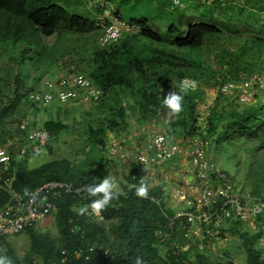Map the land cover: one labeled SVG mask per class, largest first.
<instances>
[{
    "label": "trees",
    "instance_id": "trees-1",
    "mask_svg": "<svg viewBox=\"0 0 264 264\" xmlns=\"http://www.w3.org/2000/svg\"><path fill=\"white\" fill-rule=\"evenodd\" d=\"M112 1L116 13L125 19L118 8L121 1ZM216 8L220 9L219 13H215ZM197 11L189 17L180 14L187 19L185 27L171 22L165 31L153 28L147 16H132L128 21L136 23L138 31L92 50L86 45L82 50L88 55L83 57L79 56L80 52L73 53L71 47L60 44L59 38L63 33L94 31L96 19L68 9L58 0H0V146L5 144L11 154L12 174L10 186L0 184V211L15 195L25 196L26 191L47 181L63 180L74 186L91 183L94 178L98 182L107 174L104 155L108 154L109 135L118 138L121 149L130 148L125 133H131L138 140L141 134L157 129L169 131L181 143L200 134L209 141L208 146L213 145L219 152L230 144L249 143L246 149L247 178H251L248 193L264 199V98L259 92L264 77L257 71L264 65V0H204L201 10ZM52 35L57 42L48 43L47 38ZM254 48H259L258 54L263 57L246 61L247 51ZM81 62H87L89 77L104 92L99 101L82 102L88 112L81 144L85 157L78 164L64 157L26 168L29 156L45 147L52 151L50 141L58 139L67 128L61 120H47L40 127L49 131V140L39 151L32 149L28 133L37 125L29 112L20 119L17 115L22 103L33 106L39 103L28 96L31 88L27 83L51 73V66L58 63L67 70L62 74L68 75ZM210 70L215 72L213 76L208 75ZM31 71L35 72L32 76ZM253 75L258 78L253 83L256 92L251 102H240L236 88L229 94L220 91L226 81L237 85ZM186 76L195 78L200 86L188 89L183 111L179 116L169 117L162 106L164 95L173 90L172 81L177 85L175 90L180 92L179 84ZM202 84L218 88L219 94L201 110ZM110 91L115 97L112 105L107 102ZM24 118L30 119L26 128L21 127ZM110 156L117 160L113 165L122 176L119 187L124 195L101 212L102 219L96 215H77L74 209L90 202L84 190L81 195L63 191L52 196L54 207L50 214L55 217L57 233L41 232L37 223L24 229L31 239L30 251L21 257L13 255L14 264H52L60 259L62 249L76 248L83 249V255L64 264H112L109 256L117 253L118 264H129L137 254L146 264H214L206 252L218 243L200 248L198 238L187 239L180 230L168 226L165 213L173 212L161 204V188L149 185L151 169L136 161L123 163L117 156ZM174 159L178 157L168 161L172 164L177 161ZM93 162L98 165L94 166ZM141 178L149 185L147 199L137 197L135 188H129L138 186ZM262 220L259 216L255 222L260 224ZM240 223L248 225L235 218L219 229L220 234L241 239L245 248L244 264H264V247L251 236L262 238L261 233L253 229L254 233H250ZM159 230L165 232L164 238L157 234ZM5 236L9 235H0V239ZM186 241L190 245L184 249ZM6 245V253L13 254L10 244Z\"/></svg>",
    "mask_w": 264,
    "mask_h": 264
},
{
    "label": "built area",
    "instance_id": "built-area-1",
    "mask_svg": "<svg viewBox=\"0 0 264 264\" xmlns=\"http://www.w3.org/2000/svg\"><path fill=\"white\" fill-rule=\"evenodd\" d=\"M170 1L172 6L182 5V0ZM89 6L96 14L95 25L100 31L97 39L99 46L115 43L126 33H133L139 29L136 23L122 19L116 13L112 0H89ZM256 78L258 77L253 75L243 81L240 86L232 81H226L220 86V91L229 94L236 88L238 100L247 103L254 98L256 91L253 83ZM181 83L191 90L198 88V81L191 77L185 80L181 79ZM259 88V90L264 88V82H260ZM103 96V90L83 73L49 81L47 90L30 94L31 98L41 103L99 101ZM29 123L30 119L24 118L21 121V127L26 128ZM49 138L50 133L46 129L39 126H32L29 129L28 140L35 151H39ZM171 139L169 133L159 131L151 136L146 151H135L131 148L121 149L116 140L109 142L107 149L111 155L117 156L123 163L136 161L151 170L160 162L168 161L175 156L191 158L192 176H183V189L178 194L185 209L170 215L165 213V218L168 226L180 230L185 238H198L200 248L204 245L227 242L230 238L227 234L225 236L220 234L219 229L224 228L226 223H231L235 218L250 225L253 231L260 232L264 240V199L249 193L241 194L238 191L234 178L208 159L209 141L200 134L186 138L187 142L181 144L172 143ZM24 151L25 149L22 148L21 152ZM10 167L11 154L6 145L0 146V184L11 185ZM63 191L73 196L81 195L83 187L74 186L68 181L52 180L31 189L25 196L15 195L14 199L0 211V235L17 234L38 223L53 210L54 204L51 197L58 196ZM151 199L159 202L155 197H151ZM96 216L102 219L101 214ZM259 216H262L263 220L257 224L255 219ZM157 234L165 237V232L162 230L157 231ZM189 245L190 242L186 241L183 248L186 249ZM105 252L107 253L109 250L106 249ZM83 253L81 248L70 251L62 249L60 259L52 264L71 262L73 258H79Z\"/></svg>",
    "mask_w": 264,
    "mask_h": 264
},
{
    "label": "rangeland",
    "instance_id": "rangeland-1",
    "mask_svg": "<svg viewBox=\"0 0 264 264\" xmlns=\"http://www.w3.org/2000/svg\"><path fill=\"white\" fill-rule=\"evenodd\" d=\"M121 1V6H118L120 12L122 11L123 16L126 20H128L132 16L137 15H144L147 16L151 26L154 28L155 26L158 27L161 31H165L166 27L171 23L175 22L182 27L186 26L187 19L182 18L180 13L184 12V14H189L191 16L192 12L197 10H201L202 6L204 5V0H195L193 3L191 2L189 6L186 7L188 1L186 0L183 3V6H172L169 0H118ZM210 1V0H207ZM58 2L70 10H74L81 14L82 16L88 19H96L95 12L89 6V0H58ZM197 4V7H196ZM132 7V8H131ZM220 9L216 8L215 13H219ZM96 21V20H95ZM100 31L97 28L88 33H63L62 36L59 38V43L63 44L64 46H69L72 48V52H80L79 56L87 57L88 53H85L82 48L87 45L89 50H92L93 47L99 46L97 43V39L99 37ZM49 42H57L55 36H49L47 38ZM259 48H254L248 50V54L245 57V60L249 62V59L257 60L259 58L258 54ZM263 57V56H262ZM71 69L75 67L70 66ZM88 65L87 62H81L80 67L77 70H74V74L76 73H83L87 77L88 75ZM260 70H257L261 77H264V65L260 66ZM76 71V72H75ZM212 70L208 71V75L213 76L215 72H211ZM248 72V70H244ZM51 73H44L41 78L32 82H28L27 85L35 88L36 90H42L44 88L43 80L44 77H52V74L63 75L62 73H67V70L63 69L61 63L57 65H53L50 68ZM72 72V73H73ZM244 72V73H245ZM34 71H31V76L34 74ZM73 74V75H74ZM57 76V75H54ZM90 78V77H89ZM190 77L186 76L183 77L182 80L189 79ZM193 78V77H191ZM250 78V77H249ZM195 79V78H194ZM92 80V79H91ZM246 80V79H245ZM243 80V81H245ZM242 81V82H243ZM94 83V81L92 80ZM242 82L238 83V86L242 84ZM95 84V83H94ZM96 85V84H95ZM198 86L200 84L198 83ZM201 88V87H200ZM203 96L202 102L200 104L201 110L207 106V104L212 103L218 93V88L207 87L206 85L202 84ZM263 91V92H262ZM259 90L261 96L264 98V90ZM108 105H112V101L115 99L113 92H108ZM254 98L249 100V102L253 101ZM98 103V102H96ZM57 104V105H55ZM115 105V103H113ZM58 108V109H57ZM30 113L33 117V122L35 125L43 127L44 123L54 118L56 120H61L66 126V129H63L60 133V137L50 141L52 146V151L49 150L47 147L42 149L38 154L31 155L28 157L27 162L25 163V167H35L40 165L43 162L54 158H64L67 157L72 161H75L74 164H78L79 160H83L84 152L81 149V144L84 142V135H85V122L87 120L86 116H88V112L86 110V105L82 102H65V103H43V104H34L31 105L28 103H22L21 106L17 110V115L19 119L26 113ZM204 116L206 111H203ZM203 120V119H202ZM156 131H163L161 129L157 130H149L147 133L141 134L138 140H134L131 133H125L127 139L129 140L127 145L135 151H146L147 145L150 142L152 132ZM167 132V131H166ZM169 132V131H168ZM167 132V133H168ZM134 133V132H133ZM174 136V135H173ZM177 140V136H175ZM174 138V137H172ZM118 140L116 136L109 135L108 142ZM133 141V142H132ZM125 143V142H123ZM5 145V144H4ZM249 146L247 142H237V144H230L225 147L223 151H216L213 154V161L217 163L220 167H222L231 177L234 178L237 184V188L241 194H246L250 192V180L247 178V165L249 160L247 158L246 149ZM109 154V155H108ZM104 156L107 158V164L105 163L104 168L107 171L106 175H112L119 179H122L121 174L119 171L116 172L114 167V163L117 161L115 157L110 156L108 152ZM93 157V156H92ZM94 166L98 165L96 163H91ZM159 169L167 168V166H171L173 164L162 162L159 164ZM155 167V168H157ZM116 172V173H115ZM247 184V185H246ZM250 194V193H249ZM161 204L164 206L165 210H169V204H172V201H168L166 197L160 200ZM180 207V205H179ZM242 228L250 233H254L251 230L250 225H244L240 223ZM37 229L41 232H50L51 235H55L57 233V225L55 221V217L53 214L47 215L42 218L37 223ZM249 233V234H250ZM255 239L258 245H262L264 247V240L262 238L257 237ZM6 244H10L11 248H13V254L6 253L8 247ZM31 239L29 237V232L23 231L19 234H13L9 236H5L0 239V254L4 253L9 257H21L27 251H30ZM208 256L212 259L214 264H225L230 261L233 264H244L245 263V248L241 239L238 236H233L227 242H221L218 245L214 246L210 251L206 252ZM34 254V253H33ZM14 255V256H13Z\"/></svg>",
    "mask_w": 264,
    "mask_h": 264
},
{
    "label": "clouds",
    "instance_id": "clouds-1",
    "mask_svg": "<svg viewBox=\"0 0 264 264\" xmlns=\"http://www.w3.org/2000/svg\"><path fill=\"white\" fill-rule=\"evenodd\" d=\"M73 74L74 72L68 75L67 74H63V75L54 74L57 76L44 77V80L42 82L44 85V88L42 90H38V89L36 90L35 88L29 85L31 89H30V92L28 93V96L30 97L31 93H41L47 90V82L49 81H56L63 76L68 77ZM176 87L177 85L175 81H172L171 88L173 90L169 91L166 95H164V98L162 100V106L167 110V115L169 117L180 115V113L183 111L184 96L188 93V88L185 84L181 83L179 85L180 92H177L175 90ZM30 99L35 101L31 97ZM35 102H38V101H35ZM54 102L65 103V102H59V101H54ZM66 102H71V101H66ZM29 144L31 145V143ZM82 187H83L84 192L87 194L86 198L90 202L85 203L83 204V206H80L74 209L77 212V215L79 216L99 215L101 214L102 211L106 210L112 204L113 200H117L119 199L121 195H124V193L119 187V181L117 180L115 176H112V175H106L103 177V179H100L98 182L96 178H94L91 183L84 184ZM129 188L130 189L135 188V195L137 197L142 198V199L148 198L149 185L145 181L144 178H141L138 186L130 185ZM25 194H27V191L25 192ZM109 259L111 260L112 264H118L120 257L118 255H112V256H109ZM0 264H14V261L8 255L0 254ZM129 264H146V261L141 255L137 254L133 260H130Z\"/></svg>",
    "mask_w": 264,
    "mask_h": 264
},
{
    "label": "crops",
    "instance_id": "crops-1",
    "mask_svg": "<svg viewBox=\"0 0 264 264\" xmlns=\"http://www.w3.org/2000/svg\"><path fill=\"white\" fill-rule=\"evenodd\" d=\"M185 1L186 0H182L181 6H183V3ZM187 1H188V3L186 5V7L189 6L191 2L192 3H193V1L195 2V0H187ZM196 6H197V4H196ZM197 13H198V11L197 12L194 11L190 15L194 16ZM180 14H184V12H182ZM186 15L188 16L189 14H186ZM171 142L172 143L175 142V144H180L181 140H177L175 138H172ZM186 142H187L186 140H183V143H186ZM123 148H127V147L125 146ZM214 152H216V150L213 148V145H210L207 149V157L211 162L215 163V161H213V159H211V158H213ZM190 159L191 158L189 156H181V157H178V159H174L177 161L172 163L173 165L167 166V168L163 167V168L159 169L158 168L160 166L159 164L162 163V162H160L159 164L154 166L150 172V177H149V182H148L149 185L161 188L162 195H161L160 199H162L164 196V197H166V199L168 201H172V204H169V207H170L169 210L173 213L178 211V210H184L185 209V205L182 201L179 200L178 194L183 189V179H182L183 176H187V175L192 176V172H191L192 166H191V160ZM164 162L171 163L170 161H164ZM215 164H217V163H215ZM155 167H157V168H155ZM179 205H180V207H179Z\"/></svg>",
    "mask_w": 264,
    "mask_h": 264
}]
</instances>
